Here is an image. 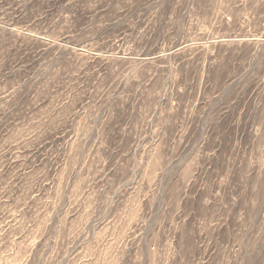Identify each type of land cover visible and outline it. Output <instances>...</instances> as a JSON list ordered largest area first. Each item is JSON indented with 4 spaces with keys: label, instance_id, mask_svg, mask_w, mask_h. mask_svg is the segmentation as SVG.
<instances>
[{
    "label": "rangeland",
    "instance_id": "rangeland-1",
    "mask_svg": "<svg viewBox=\"0 0 264 264\" xmlns=\"http://www.w3.org/2000/svg\"><path fill=\"white\" fill-rule=\"evenodd\" d=\"M0 264H264V0H0Z\"/></svg>",
    "mask_w": 264,
    "mask_h": 264
}]
</instances>
